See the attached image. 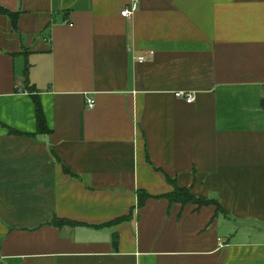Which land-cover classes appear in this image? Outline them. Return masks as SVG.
<instances>
[{"label":"crops","instance_id":"1","mask_svg":"<svg viewBox=\"0 0 264 264\" xmlns=\"http://www.w3.org/2000/svg\"><path fill=\"white\" fill-rule=\"evenodd\" d=\"M139 1L0 0V264H264V0Z\"/></svg>","mask_w":264,"mask_h":264},{"label":"trees","instance_id":"2","mask_svg":"<svg viewBox=\"0 0 264 264\" xmlns=\"http://www.w3.org/2000/svg\"><path fill=\"white\" fill-rule=\"evenodd\" d=\"M0 15H6L8 16L12 22L14 27L17 26V16L18 13H13L12 11H10L9 9L5 8L3 5H0ZM28 90L30 92L33 93L32 99L33 102L36 106V121H37V134H49L50 129L48 128L47 125V121L45 118V113H44V108L41 105V101L39 99V95L35 92V88L34 87H29V83L27 84ZM9 132L10 134L13 135H19V132L15 131L12 128H9ZM35 134V135H37ZM169 181L173 184L174 187V191L171 193H168L167 195H164L163 197H165L167 200L170 201V203H179L181 205H196L198 207H204V206H212L215 205L217 207L218 211L222 210L221 204L218 203V201L216 199H207L204 197H196L192 190L188 189V188H184V187H180L176 180H173L171 178H169ZM151 196L148 195L146 192L144 191H139L138 193V206L143 205L148 199H150ZM129 218V216H125V218L122 219H118L115 220L113 223L111 224H116L119 223L121 221H125V219ZM51 225L53 224L56 227L62 228V227H67V225L70 226H75L78 223L76 222H72L69 220H63V219H59L57 217L53 218V220L50 222Z\"/></svg>","mask_w":264,"mask_h":264},{"label":"built area","instance_id":"3","mask_svg":"<svg viewBox=\"0 0 264 264\" xmlns=\"http://www.w3.org/2000/svg\"><path fill=\"white\" fill-rule=\"evenodd\" d=\"M132 1H133L132 4L121 12L122 16L129 18V19H132L134 17V13L138 10L139 2H140L139 0H132ZM151 54H153V52H151ZM138 60L140 62H147L149 59L147 56H142V57H139ZM176 96L179 99L183 98L189 104L195 103V99H196L195 94H187L186 92H180V93H177ZM87 105L89 109L95 108L96 106L95 100L93 98L88 99Z\"/></svg>","mask_w":264,"mask_h":264}]
</instances>
